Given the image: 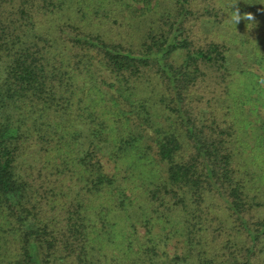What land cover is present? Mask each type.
Instances as JSON below:
<instances>
[{"label":"trees","instance_id":"16d2710c","mask_svg":"<svg viewBox=\"0 0 264 264\" xmlns=\"http://www.w3.org/2000/svg\"><path fill=\"white\" fill-rule=\"evenodd\" d=\"M0 264H264V0H0Z\"/></svg>","mask_w":264,"mask_h":264},{"label":"clouds","instance_id":"9594fccd","mask_svg":"<svg viewBox=\"0 0 264 264\" xmlns=\"http://www.w3.org/2000/svg\"><path fill=\"white\" fill-rule=\"evenodd\" d=\"M244 18L247 20H254L255 17L251 14V13H247L244 15ZM232 19L234 20L235 23H239L241 20V14L239 12V10L237 9V11L234 13Z\"/></svg>","mask_w":264,"mask_h":264}]
</instances>
